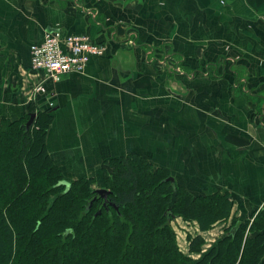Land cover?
<instances>
[{
	"label": "crops",
	"instance_id": "crops-1",
	"mask_svg": "<svg viewBox=\"0 0 264 264\" xmlns=\"http://www.w3.org/2000/svg\"><path fill=\"white\" fill-rule=\"evenodd\" d=\"M45 32L106 50L53 82L30 63ZM28 108L50 112L46 148L69 180L99 186L110 158L137 153L264 220V0H0V119ZM192 229L205 248L223 232Z\"/></svg>",
	"mask_w": 264,
	"mask_h": 264
},
{
	"label": "trees",
	"instance_id": "trees-1",
	"mask_svg": "<svg viewBox=\"0 0 264 264\" xmlns=\"http://www.w3.org/2000/svg\"><path fill=\"white\" fill-rule=\"evenodd\" d=\"M32 110L0 119V264H264V220L232 216L228 194L195 196L137 153L110 158L99 186L69 180L46 148L50 112L26 128ZM178 219L223 232L208 248L200 233L189 237L184 253Z\"/></svg>",
	"mask_w": 264,
	"mask_h": 264
},
{
	"label": "built area",
	"instance_id": "built-area-1",
	"mask_svg": "<svg viewBox=\"0 0 264 264\" xmlns=\"http://www.w3.org/2000/svg\"><path fill=\"white\" fill-rule=\"evenodd\" d=\"M105 46L92 42L87 35H60L45 32L40 43L30 47V63L34 72L58 82L65 74H83L92 56L105 53ZM36 93H45L43 85H36Z\"/></svg>",
	"mask_w": 264,
	"mask_h": 264
},
{
	"label": "rangeland",
	"instance_id": "rangeland-1",
	"mask_svg": "<svg viewBox=\"0 0 264 264\" xmlns=\"http://www.w3.org/2000/svg\"><path fill=\"white\" fill-rule=\"evenodd\" d=\"M173 226L176 230V234L178 235V246L182 252L186 253V247L188 246L189 237L193 236L192 226H195V223H191V225L189 226L186 221L180 220L178 221V223H173Z\"/></svg>",
	"mask_w": 264,
	"mask_h": 264
},
{
	"label": "water",
	"instance_id": "water-1",
	"mask_svg": "<svg viewBox=\"0 0 264 264\" xmlns=\"http://www.w3.org/2000/svg\"><path fill=\"white\" fill-rule=\"evenodd\" d=\"M34 117H35V113H30L29 114V118H28V120L26 122V125H25L26 128H28V126L32 123ZM166 180L172 182L173 181V178H172V176H170ZM60 184L61 185H64L66 187V189H68L69 186H70V182L68 180H63V181L60 182ZM95 192H96L97 195L102 196L104 199H106L107 193H106L105 190H103V189H97ZM110 206L111 207H115V205L113 203H111V202H110Z\"/></svg>",
	"mask_w": 264,
	"mask_h": 264
}]
</instances>
